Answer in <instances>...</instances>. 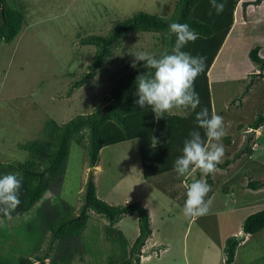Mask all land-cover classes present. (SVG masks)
<instances>
[{
  "label": "rangeland",
  "instance_id": "1",
  "mask_svg": "<svg viewBox=\"0 0 264 264\" xmlns=\"http://www.w3.org/2000/svg\"><path fill=\"white\" fill-rule=\"evenodd\" d=\"M256 1H240L234 28L237 30L229 35L232 43L229 42L225 52L231 45L230 52L241 54L229 55L230 60H226L225 55L217 59L211 76L213 109L223 117L225 125L222 163L227 160L233 163L212 175L214 184L208 198H214V202L207 215L188 217L183 214L186 186L194 180L206 179L199 170L183 178L169 173L158 187L156 179L143 178L137 140L104 148L99 166L94 168L89 166L83 146L75 143L71 146L61 200L70 204L77 214L85 202L88 183L93 179L98 197L109 205L141 202L149 210L152 229V236L142 249L145 254L141 256V264H226L227 241L232 237L242 238L246 219L264 210V188L249 187L250 183L264 181V126L256 130L250 128L264 113V71L259 67L254 69L248 60L252 49L244 51L245 43L248 47L250 40L255 44V35L261 37L264 46V5L253 4L246 10L243 6L245 2ZM6 2L13 9L26 12V23L14 42L0 43L2 164L28 160L29 154L21 145L40 138L47 120L64 124L78 115L94 112L120 79L138 69L140 62L145 63L135 61L134 55L148 52L158 57L169 48V41L164 40L167 34L130 35L95 79L72 92L73 82L85 77L96 52L94 46L81 45L82 38L106 36L119 21L140 12L171 16L178 0ZM249 13L252 15L248 18ZM241 37L248 39L240 40ZM242 52L247 55L244 57ZM260 56L264 58V50L260 51ZM133 62L136 68L132 67ZM242 72L246 74L245 79ZM169 114L186 115L176 109ZM33 212L35 210L21 217L0 218V260L17 262L23 257L31 258L33 251L40 247L28 232ZM138 219L135 213L114 226L123 232L130 245L139 236ZM107 225L110 223L106 218L94 211L90 213L81 236L82 259L71 264H110L120 258L121 248L108 239ZM50 237L48 234L42 244L44 253L48 251ZM53 255L52 252L45 264H50ZM234 264H264V230L246 237L237 248Z\"/></svg>",
  "mask_w": 264,
  "mask_h": 264
},
{
  "label": "trees",
  "instance_id": "2",
  "mask_svg": "<svg viewBox=\"0 0 264 264\" xmlns=\"http://www.w3.org/2000/svg\"><path fill=\"white\" fill-rule=\"evenodd\" d=\"M240 1L217 0V3L226 5L224 11L217 14L211 0H178L171 16L162 17L140 12L119 21L106 36L91 35L81 39V45L94 46L96 52L85 77L73 82L72 92L95 79L113 53L122 47L130 35L167 34L164 40L169 41L168 53H172L176 34L170 31L169 25L173 22L187 23L199 34V38L194 43L189 42L181 50L190 52L193 56L200 55L206 58L204 71L195 81V89L199 93L201 104L195 111L190 108L176 109L185 112L186 115L165 113L159 119L150 106L145 105L141 109L135 103L138 99L136 78L148 70L144 67L145 63L140 62V67L120 79L94 112L78 115L64 124L54 119L47 120L40 138L21 145L29 154L28 160L0 163V176L19 173L23 180L20 205L10 217L0 213V218L21 217L35 210L34 216H31L33 223L28 225V232L35 240L37 239L40 247L33 251L31 258L23 257L17 262L0 260V264H41L51 257L52 252L54 255L50 264H71L80 257L81 260L80 248H83L81 236L92 211L109 221L110 225L106 226L107 237L121 248L120 258L112 260L110 264H141L142 249L152 236L151 216L141 202L124 206L109 205L98 197L93 179L88 183L85 202L77 214L70 204L61 200L71 146L73 143L83 146L87 162L94 168L99 166L101 151L104 148L137 140L141 152L143 178L156 179L158 187L162 186L161 180L165 175L177 173L174 170V163L183 154L184 142L190 139V132L199 131L201 137L207 140L204 129L199 128L196 123V113L203 107L208 109L209 114L214 111L209 72L227 38L237 30L234 28ZM263 1L245 2L243 6L246 10L250 5H259ZM0 9V43L10 44L21 33L26 23V12L23 9H13L6 0H0ZM255 36L254 39L259 44L254 42L255 47L250 51L249 57L260 70L264 71V58L260 56V51L264 49L263 42L261 37ZM250 87L251 84L248 85L246 93ZM263 126L264 113L251 123L250 128L256 130ZM232 163L231 160H227L218 164L217 169H227ZM198 175L200 176V172ZM212 175L206 176L211 186L214 184ZM190 180L187 178V181ZM249 187L253 190L263 189L264 181L250 183ZM135 213L139 217L140 232L135 242L130 245L123 232L114 226L125 216ZM263 230L264 210L251 215L243 226V232L249 235L258 234ZM48 234L51 237L47 246L48 251L44 253L42 244ZM242 242L240 237H232L227 241L224 250L226 264H234L237 248Z\"/></svg>",
  "mask_w": 264,
  "mask_h": 264
},
{
  "label": "clouds",
  "instance_id": "3",
  "mask_svg": "<svg viewBox=\"0 0 264 264\" xmlns=\"http://www.w3.org/2000/svg\"><path fill=\"white\" fill-rule=\"evenodd\" d=\"M211 5L217 14L222 13L226 6L225 3H217V0H211ZM169 29L176 34L172 53L164 52L159 58L148 52L134 55L135 61L145 62L144 67L148 70L136 78L138 99L135 103L141 109L145 105L150 106L157 119L174 108L182 110L190 108L195 111L201 104L199 93L195 89V81L204 71L206 58L200 55L193 56L190 52L181 50L189 42L194 43L199 34L187 23L173 22ZM132 67H137L136 62H133ZM196 123L199 128L204 129L207 140L201 137L199 131L190 132V139L184 142L183 154L174 163V170L180 176H191L196 170L203 176L214 174L225 154L221 143L225 136L223 117L215 111L209 114L208 109L203 107L196 113ZM22 184L23 180L19 173L0 176V213L10 217L20 205ZM186 187L187 199L183 206V214L188 217L207 215L214 202V198L206 199L211 191V185L206 179L201 178ZM243 236L241 239L244 241L250 235L244 233Z\"/></svg>",
  "mask_w": 264,
  "mask_h": 264
},
{
  "label": "crops",
  "instance_id": "4",
  "mask_svg": "<svg viewBox=\"0 0 264 264\" xmlns=\"http://www.w3.org/2000/svg\"><path fill=\"white\" fill-rule=\"evenodd\" d=\"M261 5H264V1L262 2V4ZM253 13V12H252ZM252 13L250 14H247V17L249 18L251 15H252ZM229 39H228V41L226 40V42L224 43V45H223V47H222V49H221V52H220V54L217 56V58H216V60H215V62H214V64H213V66L211 67V69H210V72H209V81H210V87H211V76H212V74H213V70H215L214 68L216 67V64H217V62L219 61V59L223 56V55H225V59L226 60H230V57H229V55H231V54H235L234 56H238L239 54H241V53H238V52H230V50H231V45H230V50L226 53L225 52V50H228V45H229V42L231 41V43H232V40H230V37H228ZM248 38L246 37H241V39L240 40H247ZM250 40V39H249ZM255 43H257V44H259V42H256V41H254ZM252 43V44H251ZM249 44H250V46L248 47V43H245L244 44V51L245 50H247V48H248V50H250V49H252L253 47H254V45L255 44H253V41L252 40H250L249 41ZM232 46H233V49H234V45L232 44ZM250 47H252V48H250ZM263 48H264V46H263ZM264 50V49H263ZM223 53H225V54H223ZM242 54L244 55V57L247 55V53L246 52H242ZM250 54V53H249ZM217 59H218V61H217ZM248 60L249 61H251V59H250V57L248 58ZM251 64H252V67H254V69L257 67L252 61L250 62ZM243 73V72H242ZM245 73H243V75H241L242 76V78L243 79H245L246 77H245Z\"/></svg>",
  "mask_w": 264,
  "mask_h": 264
},
{
  "label": "water",
  "instance_id": "5",
  "mask_svg": "<svg viewBox=\"0 0 264 264\" xmlns=\"http://www.w3.org/2000/svg\"><path fill=\"white\" fill-rule=\"evenodd\" d=\"M3 24H4V21H3ZM254 133H255V132H253L252 135H254ZM248 141H249V137H248ZM243 238H244V236H243ZM41 264H45V262H42Z\"/></svg>",
  "mask_w": 264,
  "mask_h": 264
}]
</instances>
